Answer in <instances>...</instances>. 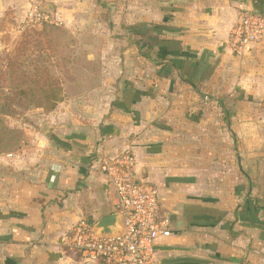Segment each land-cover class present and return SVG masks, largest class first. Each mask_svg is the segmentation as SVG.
<instances>
[{"label": "crops", "instance_id": "obj_1", "mask_svg": "<svg viewBox=\"0 0 264 264\" xmlns=\"http://www.w3.org/2000/svg\"><path fill=\"white\" fill-rule=\"evenodd\" d=\"M59 1L47 0L46 5ZM138 3L141 17L136 13L132 21H115L117 25H146L149 48L144 51L173 61L195 85L164 62L156 65L141 56L128 45L129 34L114 36L126 42L120 59L134 49L146 71L152 66V76L160 82L156 91L164 95L169 84L161 83L175 78L199 94L200 84L211 86L214 78L240 74L244 89L264 90V43L252 44L244 54L231 46L239 14L264 9V0ZM28 5V0H0V23L25 19ZM181 58H186L185 67ZM73 86L87 92L63 97L52 111L36 116L29 145L0 158V264H105L86 260L71 247V228L79 220L95 227L115 212L116 195L100 167L125 148L135 155L136 177L158 187L162 215L170 220L171 235L158 244L155 264H264V208L246 200L233 210L208 204L201 195L206 178L179 158L184 151L183 133H177L180 116L163 107L187 108L196 102L175 95L137 99L121 93L125 88L117 96L105 83ZM189 120L192 124V116Z\"/></svg>", "mask_w": 264, "mask_h": 264}, {"label": "rangeland", "instance_id": "obj_2", "mask_svg": "<svg viewBox=\"0 0 264 264\" xmlns=\"http://www.w3.org/2000/svg\"><path fill=\"white\" fill-rule=\"evenodd\" d=\"M110 2H49L53 6L45 3L44 11L51 22L33 25L26 23L25 19H15L9 24L0 23V56H13L19 67L18 77L12 85L24 86L25 73L34 65L42 64L58 78L62 99L87 92L78 91L73 84L86 89L105 83L117 96L121 88H125L121 93L137 99L175 95L193 100L196 105L192 107L175 109L164 105L163 109L166 108L165 113L173 111L176 117L180 116L177 133H183L179 138L182 137L184 151L179 158L206 178L207 183L201 188L204 189L201 191L203 198L208 204L225 206L230 210L244 200L264 206V90L244 89L240 74L214 78L212 81L217 82L211 86L200 84L199 94L173 78L169 83H161L169 84L164 86L163 95V91H156L155 84L160 82L152 76V66L146 71V62L131 48L129 56L120 59L126 42L114 37L117 34L135 36L137 22L126 26L116 22L132 21L137 14L141 17L138 11L141 0H115L111 5ZM110 20L115 23L112 27ZM157 28L152 26V29ZM49 31L50 36L46 35ZM148 48L145 46V51ZM180 60L185 67L186 58ZM1 84L4 85L0 81ZM130 84L140 88L130 91L127 87ZM6 89V86L0 88V102ZM47 112L50 111L31 106L19 108L18 113L12 116L0 113V158L16 152L21 146H28L29 132L36 127L34 119ZM165 124L173 126L168 121ZM168 128L172 130V127ZM190 132L192 137L188 138ZM189 149H193L191 154L187 152Z\"/></svg>", "mask_w": 264, "mask_h": 264}, {"label": "built area", "instance_id": "obj_3", "mask_svg": "<svg viewBox=\"0 0 264 264\" xmlns=\"http://www.w3.org/2000/svg\"><path fill=\"white\" fill-rule=\"evenodd\" d=\"M47 0H28L26 23L51 22L44 11ZM264 43V9L242 11L231 34V46L244 54L252 44ZM135 155L125 148L104 162L100 171L116 195L115 212L121 215L118 229L102 234L85 220L71 228L69 244L86 260L105 264H155L158 244L171 235L170 220L162 215L158 187L136 177Z\"/></svg>", "mask_w": 264, "mask_h": 264}, {"label": "trees", "instance_id": "obj_4", "mask_svg": "<svg viewBox=\"0 0 264 264\" xmlns=\"http://www.w3.org/2000/svg\"><path fill=\"white\" fill-rule=\"evenodd\" d=\"M136 27L137 28L134 32L136 39L130 36L128 45L134 46L141 56H144L151 61L153 60L156 65H162L165 61L163 58L160 60L152 58L148 52L144 51L149 28L144 24H140ZM45 29L46 28H44V30ZM33 32L36 31L33 30ZM46 35L50 36L51 32L49 31ZM35 39L37 40V38ZM35 39H32L31 41ZM163 65H168L169 67L178 70L177 73L180 78L184 82L190 83L195 88L194 82L190 78L184 76L180 72V68L173 61L167 60ZM18 69L17 61L13 56H9L8 54L3 57L0 56V81L4 83V85H0V88H3L4 86L7 87L1 96L0 113L12 116L18 113L19 108H28L31 106L41 107L49 111L53 110L56 103L62 99V89L58 83V78L50 74L47 66L42 64L34 65L32 70L29 69L27 73H25L24 86H13L12 83L14 79L18 77L16 76ZM18 79H20V77ZM218 103L221 105L219 100ZM262 207L264 208V206Z\"/></svg>", "mask_w": 264, "mask_h": 264}, {"label": "water", "instance_id": "obj_5", "mask_svg": "<svg viewBox=\"0 0 264 264\" xmlns=\"http://www.w3.org/2000/svg\"><path fill=\"white\" fill-rule=\"evenodd\" d=\"M121 221V215L113 212L100 218L95 226L96 230L102 234L113 233L118 229Z\"/></svg>", "mask_w": 264, "mask_h": 264}]
</instances>
